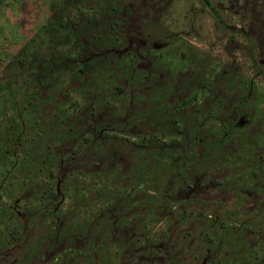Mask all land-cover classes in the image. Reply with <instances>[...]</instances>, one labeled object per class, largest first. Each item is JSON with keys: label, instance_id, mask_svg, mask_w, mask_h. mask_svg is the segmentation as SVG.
I'll return each mask as SVG.
<instances>
[{"label": "rangeland", "instance_id": "obj_1", "mask_svg": "<svg viewBox=\"0 0 264 264\" xmlns=\"http://www.w3.org/2000/svg\"><path fill=\"white\" fill-rule=\"evenodd\" d=\"M0 264H264V0H0Z\"/></svg>", "mask_w": 264, "mask_h": 264}, {"label": "trees", "instance_id": "obj_2", "mask_svg": "<svg viewBox=\"0 0 264 264\" xmlns=\"http://www.w3.org/2000/svg\"><path fill=\"white\" fill-rule=\"evenodd\" d=\"M53 19H50L49 23H55L54 21H52ZM65 27V30H68L70 29L69 26H64ZM32 53V52H30ZM62 54V53H61ZM53 57L51 56V59ZM57 59V58H55ZM13 63H21L23 64V60H21L19 57H15L13 60ZM22 61V62H21ZM36 61V60H35ZM35 61H32L33 63ZM54 62L56 60H53ZM82 63V62H81ZM49 64V63H47ZM30 65V64H29ZM89 66V63H85L83 62V64H80L79 66H77V70L78 71H83V70H86ZM29 71H32V66L29 67ZM7 87V84H5L3 86V89L5 90ZM190 99V97H183L179 103L181 104H185L188 102V100ZM156 138V137H155ZM154 136H153V133H149V134H146V135H141L139 136L138 140H134L133 143L134 144H137V145H140V144H145V143H150L152 142L153 140H155ZM87 138L84 137L83 140H79L74 146H72L67 152L66 154L63 156V158L61 160H65V162H69L71 160H74L76 157H77V154L81 151V147H82V144L84 141H87L86 140ZM170 145L172 146H175L177 145L179 142L176 138H171L170 141H169ZM10 151V150H9ZM59 161V160H58ZM50 174L49 175H52L53 176V173L52 172H49ZM54 196V189H53V186L51 185H48L46 188H44L42 190V192L39 194V197L40 198H43V200H50L52 197ZM43 200L41 202H43Z\"/></svg>", "mask_w": 264, "mask_h": 264}]
</instances>
